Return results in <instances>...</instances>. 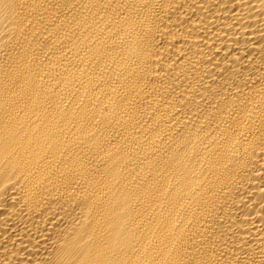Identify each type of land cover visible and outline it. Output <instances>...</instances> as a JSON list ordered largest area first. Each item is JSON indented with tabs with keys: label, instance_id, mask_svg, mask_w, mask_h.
Instances as JSON below:
<instances>
[{
	"label": "bare ground",
	"instance_id": "obj_1",
	"mask_svg": "<svg viewBox=\"0 0 264 264\" xmlns=\"http://www.w3.org/2000/svg\"><path fill=\"white\" fill-rule=\"evenodd\" d=\"M0 264H264V0H0Z\"/></svg>",
	"mask_w": 264,
	"mask_h": 264
}]
</instances>
